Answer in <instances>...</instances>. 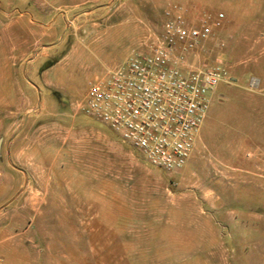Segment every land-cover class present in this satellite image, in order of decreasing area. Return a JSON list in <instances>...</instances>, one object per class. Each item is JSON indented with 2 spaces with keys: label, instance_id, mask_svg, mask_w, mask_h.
I'll return each instance as SVG.
<instances>
[{
  "label": "rangeland",
  "instance_id": "rangeland-1",
  "mask_svg": "<svg viewBox=\"0 0 264 264\" xmlns=\"http://www.w3.org/2000/svg\"><path fill=\"white\" fill-rule=\"evenodd\" d=\"M174 4L191 25L223 15L187 65L221 62L218 94L251 119L204 121L166 173L78 107ZM0 259L264 264V0H0Z\"/></svg>",
  "mask_w": 264,
  "mask_h": 264
},
{
  "label": "built area",
  "instance_id": "built-area-1",
  "mask_svg": "<svg viewBox=\"0 0 264 264\" xmlns=\"http://www.w3.org/2000/svg\"><path fill=\"white\" fill-rule=\"evenodd\" d=\"M164 16L158 44L90 83L78 109L139 152L152 168L175 173L191 156L209 95L227 79L221 62L202 68L187 62L221 28L224 17L203 16L191 25L177 4ZM0 264L5 263L0 259Z\"/></svg>",
  "mask_w": 264,
  "mask_h": 264
},
{
  "label": "crops",
  "instance_id": "crops-1",
  "mask_svg": "<svg viewBox=\"0 0 264 264\" xmlns=\"http://www.w3.org/2000/svg\"><path fill=\"white\" fill-rule=\"evenodd\" d=\"M216 88L211 92L209 96L210 104L209 109L204 118L205 123L203 121L204 126L210 123V119H251V116H248L250 114V103H248L249 100L239 99L237 103V108H233L231 104L227 106L225 104L226 102L224 101L223 96L221 94H218V90ZM199 130L197 132V135L199 133ZM206 136L208 137V135Z\"/></svg>",
  "mask_w": 264,
  "mask_h": 264
}]
</instances>
